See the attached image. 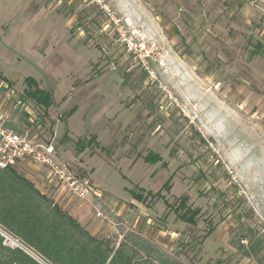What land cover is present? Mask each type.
I'll return each mask as SVG.
<instances>
[{
    "label": "rangeland",
    "instance_id": "374dc122",
    "mask_svg": "<svg viewBox=\"0 0 264 264\" xmlns=\"http://www.w3.org/2000/svg\"><path fill=\"white\" fill-rule=\"evenodd\" d=\"M118 1L129 17L116 0H101L109 12L0 0V123L41 133L61 175L10 170L112 247L138 238L183 264H264V0ZM117 29L154 51L141 61ZM27 77L51 94L45 113L25 99ZM149 152L161 162L144 163ZM169 179L161 194L188 196L195 225L133 199Z\"/></svg>",
    "mask_w": 264,
    "mask_h": 264
},
{
    "label": "trees",
    "instance_id": "16d2710c",
    "mask_svg": "<svg viewBox=\"0 0 264 264\" xmlns=\"http://www.w3.org/2000/svg\"><path fill=\"white\" fill-rule=\"evenodd\" d=\"M23 82L25 99L45 113L52 105L51 94L41 89L32 77ZM161 160L159 155L150 152L143 158L144 163L151 165ZM169 181L155 193H137L132 197L142 204L148 199L161 200L180 221L195 225L200 209L191 208L188 196H181L170 204L161 194L170 191ZM0 229L37 258L18 247L4 245L0 235V264H183L153 251L142 239L133 240L132 245L120 243L112 247L108 241L92 237L70 215L52 205L31 183L10 169H0Z\"/></svg>",
    "mask_w": 264,
    "mask_h": 264
},
{
    "label": "built area",
    "instance_id": "2783aa9c",
    "mask_svg": "<svg viewBox=\"0 0 264 264\" xmlns=\"http://www.w3.org/2000/svg\"><path fill=\"white\" fill-rule=\"evenodd\" d=\"M95 2L101 4L102 8L109 12L101 0H95ZM117 32L124 47L131 53L137 54L141 61H144V55H141L143 52L154 51V43L150 45L146 43L148 46L145 47L141 38H136L134 32H130L131 36L123 33L121 29H117ZM30 132L31 130H24L21 134L16 133L7 130L3 122L0 123V169H13L25 162H35L40 166H45L54 175H61L59 166L56 164L53 144L42 142L41 133L31 136ZM9 244L12 245L11 242Z\"/></svg>",
    "mask_w": 264,
    "mask_h": 264
},
{
    "label": "crops",
    "instance_id": "0c3cea01",
    "mask_svg": "<svg viewBox=\"0 0 264 264\" xmlns=\"http://www.w3.org/2000/svg\"><path fill=\"white\" fill-rule=\"evenodd\" d=\"M116 3H117V5H118V10H119V12L121 13V14H124V16L123 17H129V14H128V12H127V10L125 9V7L123 8V7H121V5H122V3L121 2H119L118 0H116ZM127 19V18H126ZM134 21V20H133ZM134 22H138L137 20H135ZM254 52V51H253ZM6 86V87H5ZM8 87H9V84H5V83H3L1 86H0V88H4V89H8ZM9 90V89H8ZM7 92H9V91H7ZM8 95H9V93H8ZM30 164V163H29ZM74 214V213H73ZM20 249H22V248H20ZM24 250V249H23Z\"/></svg>",
    "mask_w": 264,
    "mask_h": 264
},
{
    "label": "water",
    "instance_id": "95a60500",
    "mask_svg": "<svg viewBox=\"0 0 264 264\" xmlns=\"http://www.w3.org/2000/svg\"><path fill=\"white\" fill-rule=\"evenodd\" d=\"M3 233V232H2ZM27 251V250H26ZM28 252V251H27ZM30 252H28V254H29ZM35 257V256H34Z\"/></svg>",
    "mask_w": 264,
    "mask_h": 264
}]
</instances>
